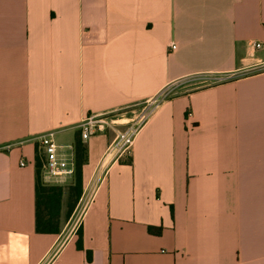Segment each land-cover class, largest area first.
Here are the masks:
<instances>
[{
    "label": "crops",
    "instance_id": "obj_1",
    "mask_svg": "<svg viewBox=\"0 0 264 264\" xmlns=\"http://www.w3.org/2000/svg\"><path fill=\"white\" fill-rule=\"evenodd\" d=\"M251 41L264 43V0H0V264H264V48L251 59ZM170 85L99 182L113 134L83 141L79 124L127 122ZM48 132L76 167L82 145L94 188L59 233L36 226Z\"/></svg>",
    "mask_w": 264,
    "mask_h": 264
},
{
    "label": "built area",
    "instance_id": "obj_2",
    "mask_svg": "<svg viewBox=\"0 0 264 264\" xmlns=\"http://www.w3.org/2000/svg\"><path fill=\"white\" fill-rule=\"evenodd\" d=\"M263 48V42H248L247 49L249 57L251 59L254 58L255 54ZM172 49H176V46L173 45ZM248 70L252 71L253 69ZM240 75L241 73L232 72L224 76H214L211 80H215L216 83L223 82L236 79ZM173 89V85H170L158 94V96L136 104V107L132 110L133 117L127 122L117 112H106L90 114L79 124L80 137L83 141L108 132L113 134V138L109 142L95 169V176H98V179L100 178L99 182L105 180L114 165L120 163L126 157L131 158L133 156L135 143L140 132L161 104L173 92ZM39 141L45 156V165L42 172L43 183L54 186H63L69 183L76 172L74 146L58 143L55 132H48L42 135ZM23 165L25 163L22 162ZM93 194L94 188H85L83 191L76 212L77 215L73 219L74 225L77 223L79 217L83 215Z\"/></svg>",
    "mask_w": 264,
    "mask_h": 264
},
{
    "label": "trees",
    "instance_id": "obj_3",
    "mask_svg": "<svg viewBox=\"0 0 264 264\" xmlns=\"http://www.w3.org/2000/svg\"><path fill=\"white\" fill-rule=\"evenodd\" d=\"M77 152L79 155L77 161L76 190L78 196L83 191L82 165L84 149L78 145ZM45 165V156L41 151L36 156V226L40 233H59V218L62 212L63 188L61 186H49L42 182L41 172ZM78 247H82L81 239Z\"/></svg>",
    "mask_w": 264,
    "mask_h": 264
},
{
    "label": "rangeland",
    "instance_id": "obj_4",
    "mask_svg": "<svg viewBox=\"0 0 264 264\" xmlns=\"http://www.w3.org/2000/svg\"><path fill=\"white\" fill-rule=\"evenodd\" d=\"M191 86V88H202V87H206L209 85H213L214 83H216L215 80H211V79H207V80H200V81H195ZM76 174H77V167H76V172H75V176L73 177V179L61 186L63 188V198H62V203H63V209H64V214L62 217L59 218V225H61L62 221L65 222L66 225H68L71 221H73V219L76 217L77 215V209H78V205L80 202V198L82 196V193L80 196H78L77 194V190H76Z\"/></svg>",
    "mask_w": 264,
    "mask_h": 264
}]
</instances>
